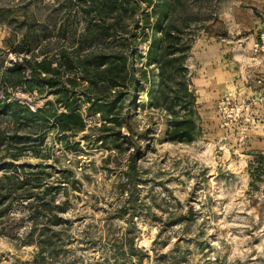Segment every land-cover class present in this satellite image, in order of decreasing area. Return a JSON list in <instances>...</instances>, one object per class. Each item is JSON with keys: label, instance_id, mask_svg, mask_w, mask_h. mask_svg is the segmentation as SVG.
Wrapping results in <instances>:
<instances>
[{"label": "rangeland", "instance_id": "1", "mask_svg": "<svg viewBox=\"0 0 264 264\" xmlns=\"http://www.w3.org/2000/svg\"><path fill=\"white\" fill-rule=\"evenodd\" d=\"M68 6V0H0L3 66L39 59L46 43L53 53L70 46L82 25ZM175 19L186 36L194 34L185 63L199 120L190 142L170 141L164 113L140 107L147 100L144 81L130 111L141 137L128 139L123 126L126 138L118 148L91 130L101 123L98 114L85 116V131L62 141L50 123L15 124L12 131L8 124V134L16 130L26 143L0 146L6 170L52 168L45 181L53 185H64L60 170L71 172L55 197V203L68 198L67 211L59 214L69 223L68 255L52 264H117L107 240L127 227L114 216L127 198L121 180L130 156L140 176L136 193L146 205L132 219L136 246L147 255L142 264H264V48L253 51L264 31V0H181ZM135 50L138 69L147 43L137 41ZM13 95L32 109L55 98L46 87L41 94L17 88ZM259 152L263 158L256 162ZM11 153L19 154L16 160ZM253 172L260 183L252 185ZM24 204L14 200L0 217V264H35L34 244L25 241L30 221Z\"/></svg>", "mask_w": 264, "mask_h": 264}, {"label": "trees", "instance_id": "2", "mask_svg": "<svg viewBox=\"0 0 264 264\" xmlns=\"http://www.w3.org/2000/svg\"><path fill=\"white\" fill-rule=\"evenodd\" d=\"M180 3L181 0H68V13L74 9L73 16L82 25L81 29L73 30L70 46L53 53L46 43L38 52L39 59L22 57L21 61H11L5 67L0 59V146L26 143L19 141L23 137L16 136V130L8 134L15 124L26 127L52 124L62 141L85 131V116L98 114L101 123L91 130L99 131V140L118 148L120 139L126 138L120 133L123 126L129 133L128 139L141 137L139 132H134L130 114L135 93L145 91L141 81L148 86L147 100L140 107L164 113L170 141L190 142L197 133L199 120L196 95L190 88L185 63L194 34L186 36L184 24L175 19ZM139 40L147 43V50L143 67L136 69L133 60ZM34 87L39 94L44 87L48 88L54 100H46L41 107L32 109L14 98L15 89ZM8 124H11L9 129ZM18 155L9 154L13 160ZM262 158L260 152L254 156L256 162ZM134 160L130 156L123 172L122 191L125 189L128 194L114 216L124 219L127 227L119 236L113 234L107 240L109 256L117 264H142L147 257L136 246L137 228L132 222L146 206L136 193L140 176ZM4 166L7 165H0L3 170L0 206L4 207L0 217L14 200L25 201L26 219L30 221L25 241L34 244V263L52 264L65 259L70 241L69 223L59 214L67 211L68 198L55 203V197L57 190L67 186L70 170H60L58 182L64 185H53L45 179L52 176V168L47 172L41 166L37 170H24L21 166L18 171V167L6 170ZM32 175L31 183L28 176ZM252 175V185L261 182L255 172Z\"/></svg>", "mask_w": 264, "mask_h": 264}, {"label": "built area", "instance_id": "3", "mask_svg": "<svg viewBox=\"0 0 264 264\" xmlns=\"http://www.w3.org/2000/svg\"><path fill=\"white\" fill-rule=\"evenodd\" d=\"M264 48V31L260 34L259 39L253 44V51L257 52Z\"/></svg>", "mask_w": 264, "mask_h": 264}]
</instances>
